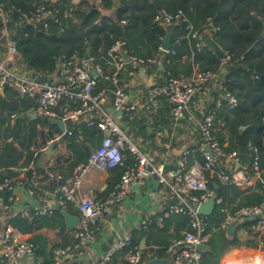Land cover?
Masks as SVG:
<instances>
[{
  "label": "trees",
  "instance_id": "1",
  "mask_svg": "<svg viewBox=\"0 0 264 264\" xmlns=\"http://www.w3.org/2000/svg\"><path fill=\"white\" fill-rule=\"evenodd\" d=\"M0 3L4 5L5 11L12 9L22 21L13 35L16 53L11 67L20 73L51 74L61 72L63 64L80 61L89 55L92 58L91 70L96 65L103 69V74L95 77L96 84L92 92L94 95L104 92V107L110 106L115 98L114 85L107 77L115 70L108 50L118 40L124 41L123 49L128 56L157 59V63L144 66L149 72L160 74L157 84H164L174 76L190 77L195 71L210 70L217 76L224 71L220 88L212 93L204 114L214 111V132L220 144L228 151L239 152L240 160L247 164V172L253 173L255 154L258 155L260 168L264 169V0H0ZM43 4L55 13V18L49 20L47 27L23 22L19 11L33 12ZM161 10L171 14L182 11V18L174 21L171 48L168 51L161 49L166 27L155 20ZM188 25L199 36L209 32L224 49L227 60H221L204 45L197 48L200 37H192ZM2 27L0 18V33ZM256 48L257 54L252 55ZM159 63H162L163 69L159 68ZM138 71L139 67L126 63L120 75L122 85L130 74ZM4 90V94L0 93V183L5 178L13 179V184L20 180L19 169L36 161L39 156V151H35L38 140L46 144L59 135V141L67 144L73 156L67 167L74 171L78 165L87 162L91 152L105 136L98 125V115L87 120H66V131L63 133L50 117H31L30 113L38 105L37 96L21 95L9 86H5ZM223 92L236 97L234 107L229 108L224 98L219 107L216 105L217 98ZM59 104L55 109L62 113L64 107L80 108L82 101L68 99ZM19 114L24 116L19 117ZM243 126L246 128L243 129ZM122 152V162L109 169L113 176L112 187L97 198H103L114 190L122 174L135 164L136 159L131 151L124 149ZM194 157L200 162L204 161L199 152ZM188 160L191 161V155ZM208 173L206 170V177ZM217 183L219 186L215 187L212 181L209 182V187L215 192V199L220 198L221 201L215 203L211 214L205 215L209 237L206 248L200 250V264H218L226 248L241 244L236 234L228 235L227 229L221 226L225 208H236L227 204L228 199L236 198V186L220 181ZM10 194L7 189L0 192L1 202L6 206L13 204V200L9 199ZM260 200L261 196L257 203ZM56 214L61 216L59 211ZM172 214L188 230L189 216L184 213ZM252 222L245 219L243 225L250 229ZM32 223L27 217L18 214L9 217L5 226L12 225L26 232L32 229ZM153 226L157 225L154 223ZM148 228L142 227L131 232L130 244L114 254L107 264H128L126 252L140 248V240L150 234ZM184 233L175 239L182 238ZM250 234L257 235L251 229ZM169 245L143 249L152 251L153 258L166 259L168 264H174V255L166 251ZM40 250L37 246L34 254L40 255Z\"/></svg>",
  "mask_w": 264,
  "mask_h": 264
},
{
  "label": "built area",
  "instance_id": "2",
  "mask_svg": "<svg viewBox=\"0 0 264 264\" xmlns=\"http://www.w3.org/2000/svg\"><path fill=\"white\" fill-rule=\"evenodd\" d=\"M19 12L24 23L42 24L44 27L48 26L49 20L55 18L54 11L44 4L38 6L33 12ZM5 16L4 5L0 3V18L3 23L0 36L7 35ZM179 18H182L181 10H178L175 14L161 10L155 16V20L164 25L174 23ZM188 28L192 37L199 36L197 32L191 30V25H188ZM7 45V58L0 61V89L9 86L16 88L21 95L37 96V113L51 119L76 120L84 110L102 109L101 104L105 100L104 92L94 95L92 90L96 84V75L103 74V69L100 65H96L91 70V57H85L78 62L63 64L61 68L63 80L48 82L30 77L10 67L8 59L16 53L14 40H9ZM123 45L124 41L118 40L108 50L110 61L115 66V70L107 77L111 79L114 85L113 107L116 111L135 108L134 104L129 103V96L120 79L125 64L130 62L133 67H144L146 64L157 63L156 58L145 59L137 56H128L129 60L127 61L123 54L125 52ZM202 45L201 40L196 43L197 48ZM223 60H227V55ZM216 77L217 73L210 70L195 71L190 77L174 76L164 84H153L149 88V96L153 105H158L161 98H166L172 105L174 116L178 117L188 107L195 94L213 82ZM223 98L227 101L229 108L234 107L237 103L234 95L223 92L216 100L218 107L222 104ZM65 99H79L82 101V106L76 109H65L63 116L59 117L54 106L60 100ZM103 115L104 117L98 125L103 131H109V134H105L100 145L91 152L87 162L76 167L70 179H64L61 173L49 169L46 171L49 178L57 183L55 194L59 205L64 207L69 201H73L78 207L79 226L74 231L76 244H84L86 241L95 238L93 226L99 218L110 213L115 204L127 197L132 182L154 175L174 196L175 201L170 203L167 214L184 213L189 216L188 230L185 231L182 238L175 239L166 251L176 253L174 264H200L201 253L198 246L206 243L209 235L206 232V217L198 212V205L210 197H215L214 190L209 187V180L205 175V171L208 170L216 175L221 182L244 187L251 183L253 176H259L262 172L258 163V155L255 154L254 156L252 174L244 169L236 168V163L239 162L240 158L239 152L237 150L228 151L220 144L214 132V111H211L205 115L199 125L201 144L197 147L184 148L176 167L165 171L130 140L125 131L116 123L112 114L103 111ZM206 146L211 149V152L205 149ZM124 149L134 154L136 162L122 174L115 189L103 198H94L82 194L80 188L89 170L96 168L100 171H108L114 168L122 162V151ZM197 152L201 153L204 161L200 162L195 158L189 161L188 156H193ZM254 152L256 153L255 148ZM29 169L32 174L30 177H26L25 181H33L37 176L33 164L30 165ZM22 182L24 181L22 180ZM14 188L13 179L5 178L0 183V192L5 189L11 192L10 200L14 198ZM5 207L7 206L5 205ZM47 212L46 208L39 211L40 214H46ZM247 217H255L250 226L251 229L254 232L264 234V185L262 186L261 200L258 203L244 205L232 212H227L221 226L227 229L229 225ZM2 221L0 214V228ZM131 238V233H125L112 244L96 264H107L114 254L130 244ZM2 241L4 249L0 259L1 263L20 257H31L37 249V245L32 241L21 240L13 236L9 228L5 231ZM64 250H56V260H58L59 254L65 252ZM125 258L128 264H143L147 260L154 259L152 251H145L143 248L129 249Z\"/></svg>",
  "mask_w": 264,
  "mask_h": 264
},
{
  "label": "crops",
  "instance_id": "3",
  "mask_svg": "<svg viewBox=\"0 0 264 264\" xmlns=\"http://www.w3.org/2000/svg\"><path fill=\"white\" fill-rule=\"evenodd\" d=\"M5 15L7 35L0 36V61L7 58L8 41L13 40L15 31L22 25L21 19L12 9H9ZM253 51L252 55L257 54L258 48ZM263 53L264 51H262ZM12 59L13 57L8 59L10 67ZM78 61L76 60L75 62ZM161 64L159 63V68L163 69V67H160ZM146 68L139 67V71L130 74L123 83L124 89L129 96L128 101L130 104H134V109L116 111L113 103L105 107L101 104L102 109L91 108L84 110L78 119L72 121H77L80 118L87 120L90 117H96V115L100 116L101 121L104 117L103 111L112 114L116 123L125 131L130 140L146 153L154 163L165 171H169L177 164L184 148L189 146L197 147L201 144L200 122L203 120V114L211 100L212 93L216 88H220L221 80L224 78L225 73L222 71L217 76V80H214L196 93L183 113L175 117L172 106L166 99H160L158 105H153L149 96V88L157 83L160 74L149 72ZM23 74L35 78H38V75H46L47 78L44 81L48 82H58L64 78L61 72L51 74L24 72ZM4 91L3 89L0 93L4 94ZM59 102L54 106V109L60 106ZM62 109V113L55 109L59 117L63 116L67 108L64 107ZM32 113H36L35 117L40 115L37 113L36 108L30 113L31 117L35 118ZM64 121L66 124V120ZM65 131L62 132L64 133ZM44 132H46V129ZM103 132L106 134V131ZM11 139L9 138V140ZM50 144H52V153L46 154L43 167H40L38 165L39 159ZM224 145L226 146L227 142ZM35 151H39L37 160L31 161L28 166L19 169L20 180L15 182L13 204L5 207L0 199V214L3 219L0 228V259L4 249L2 238L8 228L13 236L21 240L35 242L41 249V254L36 255L37 262L40 264L53 260L52 264H96L117 239L125 233H131L142 227L147 229L152 226L148 228L149 236L140 240V248L166 246L171 244L177 236L183 235L186 230L174 218L173 214H167L166 207L174 200V196L163 183L159 182L156 176L152 175L132 182L127 197L115 204L111 212L99 218L93 226L95 238L86 241L84 244L77 245L74 236V231L77 227L68 229L66 219L61 210L64 209L67 213L78 217V207L73 201L68 202L64 207L59 205L55 194L57 183L49 178L46 173L47 169L54 170L53 172L61 173L64 179H70L76 170L75 168L74 171H70V168L67 167L71 163L73 156L67 144L59 141V135L47 141L46 144L38 140V147ZM194 156H191V161L192 158H195ZM23 160L24 158L20 160V164L23 163ZM31 164L34 165L37 176L33 181H25V178L30 177L32 174L29 169ZM246 167L247 164L239 158L236 168L245 170ZM37 168H41L43 171H38ZM28 171L29 174L27 175ZM207 179L209 182L212 181L215 187L219 186L217 182L220 180L216 175L209 172ZM112 183L113 176L109 170L100 171L96 168H91L84 179L80 192L97 198L109 190L112 187ZM263 185L264 169L259 176L252 177L249 185L244 187L235 185L238 191H236V198L228 199L227 204L230 203V207L236 206L235 209H237L244 205L257 203L261 196ZM215 200V203L221 201L220 198ZM44 208L48 212L40 214L39 211ZM57 211H59L61 216L56 214ZM225 211L226 213L232 212L233 208H225ZM18 214L27 217L29 221L33 222L31 230L21 232L12 225L5 226V222L9 217ZM244 220L240 219L236 222V229L233 233L237 235L241 244L226 248L221 254L218 264H264V234L257 232V235L250 234L251 227L249 229V227L243 225ZM154 223L157 226H153ZM233 234L228 235L232 236ZM58 249H65V252L59 254V258L56 260L55 255ZM172 254L175 259L176 253L170 252V255ZM161 260L167 261L166 259ZM33 263L34 259L32 256L20 257L4 263L0 262V264Z\"/></svg>",
  "mask_w": 264,
  "mask_h": 264
},
{
  "label": "water",
  "instance_id": "4",
  "mask_svg": "<svg viewBox=\"0 0 264 264\" xmlns=\"http://www.w3.org/2000/svg\"><path fill=\"white\" fill-rule=\"evenodd\" d=\"M165 27H166V34H165V37H164L163 42H162V49L164 51H168L171 48V36L173 33V29H174V23H169ZM200 40H201L202 44L205 47H207L209 50H211L218 58H220L222 60L226 58V53H225L224 49L221 47V45L217 41H215V39L212 37V35L210 33L203 32L200 35ZM123 54H124L126 60L128 61L129 58H128L127 53L124 52ZM85 57L88 58L89 55H86ZM160 67L162 68L163 65L161 64ZM46 78H47L46 75H38V79L45 80ZM3 89L4 88L0 89V91L2 92ZM19 116L22 117L23 115L20 114ZM32 116L35 117L36 113H32ZM53 120L61 127L62 131L66 130V124L62 118H54ZM242 128H245V127H242ZM105 133L109 134V131H106ZM205 149L207 151L211 152V149L208 146H206ZM50 153H52V144H50L48 146V148L46 149V151L42 153V155L39 159V164H38L40 167H43V161H44L46 154H50ZM215 201L216 200L214 197H210L208 200L201 202L198 205V212L200 214H203V215L211 214L214 207H215ZM61 213L64 215V217L66 219L68 229H73V228L79 226V217L67 213L64 209L61 210ZM254 218L255 217H247L248 220H253ZM235 226H236V222L229 225L227 228V233L233 234L235 232V229H236ZM206 246H207L206 243L200 244L198 246V249H200V250L205 249ZM32 257L34 259V263H36L37 262L36 254H33ZM167 263L168 262L165 260L151 259V260L145 261L143 264H167Z\"/></svg>",
  "mask_w": 264,
  "mask_h": 264
},
{
  "label": "rangeland",
  "instance_id": "5",
  "mask_svg": "<svg viewBox=\"0 0 264 264\" xmlns=\"http://www.w3.org/2000/svg\"><path fill=\"white\" fill-rule=\"evenodd\" d=\"M7 11H5V14H6Z\"/></svg>",
  "mask_w": 264,
  "mask_h": 264
}]
</instances>
